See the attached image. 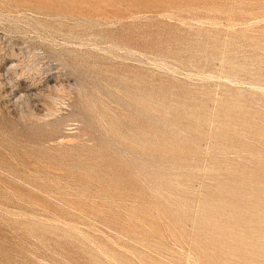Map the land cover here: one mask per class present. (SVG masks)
I'll use <instances>...</instances> for the list:
<instances>
[{"label": "rangeland", "instance_id": "obj_1", "mask_svg": "<svg viewBox=\"0 0 264 264\" xmlns=\"http://www.w3.org/2000/svg\"><path fill=\"white\" fill-rule=\"evenodd\" d=\"M0 264H264V0H0Z\"/></svg>", "mask_w": 264, "mask_h": 264}]
</instances>
